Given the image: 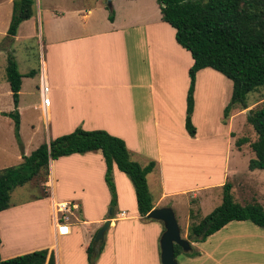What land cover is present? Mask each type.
Returning <instances> with one entry per match:
<instances>
[{"label":"crops","instance_id":"crops-1","mask_svg":"<svg viewBox=\"0 0 264 264\" xmlns=\"http://www.w3.org/2000/svg\"><path fill=\"white\" fill-rule=\"evenodd\" d=\"M75 1L78 0H34L32 17L18 25L15 35L7 36L6 31L5 35H0L9 39L13 47L7 52L8 49L0 45V70L3 67L4 71L3 76H0V83L6 81L7 56L13 58L18 71V59L20 63L24 62L23 56H19V49H22L26 42L34 41L38 52V65L36 64L38 94L42 71L48 99V105L44 107L40 95L37 94L39 101L37 106L40 109V117L49 130V139L68 134L76 127H80L84 131L101 130L122 140L132 161L140 166H145L148 162L154 163L151 171L154 170L158 176L159 191L155 200L151 197L153 208H161V201L166 195L180 193L186 195L185 193L190 192L191 200L195 194L212 190L204 189L206 187L220 188L225 175L224 168L222 178L218 182L193 187L184 186L182 182L177 183L180 180L177 171H183L178 168L179 161L176 162V166L175 163L174 166H168L169 163H166L167 160L174 162L173 152L177 151L178 154L191 158L196 148L195 134L189 137L184 129L187 70L192 64V59L186 50L176 44L174 30L161 21L155 1L109 0V6L113 11L111 22L107 19L106 0H90L89 5L85 6H78ZM8 2L11 4V0ZM33 69L18 71L22 76L16 107L18 127L20 116L26 107L21 100L23 80L31 81L37 78L36 73L32 72ZM211 71L205 68L195 74L193 98L199 76ZM30 73H33L31 77H27ZM7 88L11 97L8 83ZM11 108L13 109L12 106ZM237 112L232 109L227 124L223 125L226 126L225 136L228 137L229 153L233 158L232 164L227 167L229 174L225 180L235 172V165L239 159L241 163H245L246 158H249L242 154L245 151L244 147L234 145L237 139L235 141L232 139V129L241 122V120L234 122L239 116ZM58 160L68 163V177L75 173V164L78 165V173L84 178L88 176L91 178V172H96V178L88 179L86 187L83 188L90 189L91 192L97 185L104 201V192H107L103 182L105 167L99 152L72 154L49 161L46 177L47 197L35 199L30 196L13 203L9 200V207L0 212V260L46 249L52 252L54 263L60 264L61 248L57 229L64 226L69 232L71 226L79 227L89 223L84 217L83 203L80 199L70 195L58 196L54 191L53 164ZM18 161L20 162V158ZM170 172L173 173L169 174ZM117 177L122 180L125 190L130 194L135 215L127 216L123 210L119 212L117 210L113 218H109L108 227H115L114 221H125L127 229H130L132 221L138 229L152 228V262L160 264L158 239L162 233V224L140 219L136 212L132 186L113 165L115 193L118 192ZM174 186H178L177 189L180 190H175ZM67 188L68 192L72 191L71 186ZM75 200H79L80 204H76ZM106 203L109 204V194ZM61 204L79 209L78 218L66 217L64 222L58 221L54 210L55 205ZM29 210H35V213L41 215V231H35L18 242L12 241L10 216ZM101 215L94 222H104L108 219V217L102 219ZM233 223L226 224L202 243L190 242L189 245L196 255L188 257L182 253L179 264H264L262 231L256 229L245 231L241 225L232 228ZM188 226L187 224L186 233ZM105 249L103 248L98 259L104 254ZM98 259L95 264H99ZM66 264L71 263L66 261ZM81 264H86L85 255L82 256Z\"/></svg>","mask_w":264,"mask_h":264},{"label":"trees","instance_id":"trees-1","mask_svg":"<svg viewBox=\"0 0 264 264\" xmlns=\"http://www.w3.org/2000/svg\"><path fill=\"white\" fill-rule=\"evenodd\" d=\"M161 21L174 30L177 45L186 50L192 64L187 70L188 87L185 95L184 129L189 137L195 134L191 124L195 74L208 68L231 82V94L223 109L227 119L233 107L246 108V96L264 86V0H154ZM34 0H11V17L6 35L13 37L18 25L33 15ZM107 19L113 20V11L106 5ZM30 73L27 77H31ZM21 75L13 58L8 55L5 80L11 94L13 110L0 115L12 121L15 137H18V114L16 111ZM255 134L252 142L237 139L236 147L248 144L253 155L247 169L264 170V105L249 110L245 116ZM99 152L104 163L103 182L109 194L111 217L116 210V194L112 179V166L130 182L134 194L136 212L142 221H153L145 216L153 209L152 198L146 185V175L154 167L153 162L140 166L130 159L122 140L101 130L84 131L76 127L72 132L39 144L28 155H21L16 166L0 170V212L9 207L11 191L16 187L34 183L35 199L47 197L46 177L48 163L72 154ZM40 177V178H39ZM41 179V180H40ZM34 181V182H33ZM33 184V185H34ZM34 189V188H33ZM220 203L209 214L187 228L184 240L202 243L207 237L230 222H249L264 231V206L257 203L240 205L233 200L231 184L220 187ZM163 231V228H162ZM93 247V248H92ZM88 245L85 249L87 264H95L102 251L103 242ZM183 252L173 245L174 259ZM185 256L196 255L190 251ZM0 264H55L52 252L46 249L33 251L6 260Z\"/></svg>","mask_w":264,"mask_h":264},{"label":"rangeland","instance_id":"rangeland-1","mask_svg":"<svg viewBox=\"0 0 264 264\" xmlns=\"http://www.w3.org/2000/svg\"><path fill=\"white\" fill-rule=\"evenodd\" d=\"M75 2L78 6H85L89 5L90 0H78ZM10 17L11 4H9L8 0H0V35H5ZM8 40L9 39L5 38V36H0V45L8 49L7 52H9L10 48H13ZM37 54V46L34 41L26 42L22 49H19V56H23L24 62L20 63L18 59V71H31L35 64V68L32 72L36 73L37 78L31 81L29 79L23 80L21 100L22 104L24 103L26 107L19 119L17 138L13 131L11 119L0 115V170L16 166L19 162L18 158H20L21 155H27L32 152L38 144L46 143L47 140H52L49 139V130L44 125L42 117H40L41 113L39 106H37L39 102L37 89L38 74L36 69L38 65ZM3 74L4 71L2 67L0 76L2 77ZM230 91V82L213 71L199 76L195 89V98H193V109L195 110H192L194 113L191 118V124L195 128L196 148L193 150L191 158H186L175 151L172 153L174 162L167 160L166 163H169L168 166H174L175 163L176 166V162L179 161L178 168L183 169V171H177V176H180V180L177 183L182 182L184 186L189 185L193 187H196V185L205 186L218 182L222 178V171L224 168L225 175L223 176L222 183L229 182L231 184V194L236 203L240 205L257 203L260 206H264V170L249 171L246 168L248 161L253 158V155H250L251 151L247 143L240 145V147L245 148L242 154L249 158H246L245 163H241L239 159V162H236L235 165V172L225 180L226 175L229 174L227 167L231 165L233 161L229 153L228 137L225 136L226 126H223L227 124L228 119L223 118V107L229 102ZM263 105L264 86L246 96V108L241 109L238 106L233 107V110H237V115L240 116L235 118L234 122L241 120V122L232 129V139L234 141L244 138L249 143L255 139V134L247 124L245 116L248 114L249 110H254ZM11 106L13 105L11 97L8 94L7 82L2 81L0 83V112L3 111V113H8L6 111H12L13 109ZM75 165V173L71 175V177H68V163L64 160H58L53 164L54 191L55 193L57 192L58 196L60 194L64 196L70 195L71 197L80 199L83 203L84 217L89 223L80 225L79 227L71 226L69 232L66 231V228L62 232L57 229V233L59 234L57 236L58 243L61 248L59 257L60 264H66V261H69L71 264H81L83 255H85L86 259V254H84L85 249L88 245H91V247L93 246L94 235L104 223H96L94 220H96L100 214H102V219L108 217V210L110 209L108 203H106V201L108 202L107 192H104L106 201L105 199L103 201L102 193L97 185L91 192L90 189L85 190L83 188V186L86 187L88 179L96 178V172H91V178L90 176L84 178L83 175H80L77 171L78 165ZM228 170H230V168ZM170 177L174 178L175 176L170 175ZM157 179L158 176L154 170L146 176L148 191L154 200L157 198L159 191ZM116 182L118 184V192L116 191L115 193L117 196L115 211L118 210L119 212V210H123L127 216L135 215V207H133L130 194L125 190L122 180L117 177ZM33 184L34 183L25 184L21 187L14 188L10 193V202L22 201L27 199L26 197L29 198L30 196H34L35 193L40 194L42 189L35 190L36 185ZM69 186L72 187L71 192H68L67 187ZM177 188L179 187L174 186L175 190H180ZM204 189L212 190L195 194L194 198L191 200L189 199L190 192H188L185 193L186 195H183V193L166 195L161 201V207L166 206L173 211L179 228L180 238L182 239H185L187 235L185 231L187 224L197 223L220 203L221 191L219 187H206ZM74 202L78 205L80 204L79 200H75ZM57 206L58 205H55L54 215H56L58 221L64 222L66 217L78 218L79 209H75L71 205H66L67 208L70 207L69 213H56V211H59ZM40 219L41 215L35 213V210L13 214L9 218L11 223L10 239L14 242H18L35 231H41ZM130 222V229H127L125 221H114L115 227L111 226L106 229L103 234L102 250L103 248L106 249L100 259L97 258L99 264H153L151 250L153 236L152 228L141 230L134 226V222ZM236 225H241V228L245 229V231H252V229L262 231L255 228L249 222H241V224H236L235 222L231 227L235 228L237 227ZM261 233L264 235L263 231ZM182 255L183 254H179L175 258L177 264L181 262Z\"/></svg>","mask_w":264,"mask_h":264},{"label":"water","instance_id":"water-1","mask_svg":"<svg viewBox=\"0 0 264 264\" xmlns=\"http://www.w3.org/2000/svg\"><path fill=\"white\" fill-rule=\"evenodd\" d=\"M106 1L107 5H109V0ZM110 216L111 209L108 210V219H106L102 227L96 231L93 245L103 240V234L110 223ZM145 217L162 224L163 231L158 239L159 263L177 264L173 257V245L178 246L183 253L190 251V245L186 240L180 238L179 228L173 211L168 207L153 208Z\"/></svg>","mask_w":264,"mask_h":264},{"label":"built area","instance_id":"built-area-1","mask_svg":"<svg viewBox=\"0 0 264 264\" xmlns=\"http://www.w3.org/2000/svg\"><path fill=\"white\" fill-rule=\"evenodd\" d=\"M46 94H47V86H46V83H45V78H44L43 73L41 71L40 77H39V95H40L41 103H42V105L44 107H46L48 105V99H47ZM57 207H58L57 209H59V211H56V213L57 212H59V213L68 212L69 213V210H70L69 208L70 207L67 208L66 205H62L61 204V206H57ZM60 208H61V210H60ZM58 229H59L60 232H62V231L65 230V227L64 226L63 227H59Z\"/></svg>","mask_w":264,"mask_h":264}]
</instances>
